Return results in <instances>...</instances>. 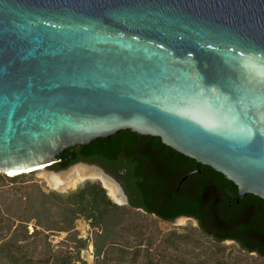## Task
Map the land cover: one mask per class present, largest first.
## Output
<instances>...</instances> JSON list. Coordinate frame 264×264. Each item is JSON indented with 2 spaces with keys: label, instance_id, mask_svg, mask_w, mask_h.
Listing matches in <instances>:
<instances>
[{
  "label": "water",
  "instance_id": "obj_1",
  "mask_svg": "<svg viewBox=\"0 0 264 264\" xmlns=\"http://www.w3.org/2000/svg\"><path fill=\"white\" fill-rule=\"evenodd\" d=\"M122 131L264 201V0H0V172Z\"/></svg>",
  "mask_w": 264,
  "mask_h": 264
},
{
  "label": "rangeland",
  "instance_id": "obj_2",
  "mask_svg": "<svg viewBox=\"0 0 264 264\" xmlns=\"http://www.w3.org/2000/svg\"><path fill=\"white\" fill-rule=\"evenodd\" d=\"M76 167L94 169L76 165L68 171ZM59 171L52 167L12 177L0 172V248L16 244L25 259L52 257L47 264H264V257L248 254L232 241H217L211 231L204 233L186 218L167 223L116 205L118 209L91 210L88 199L81 207H70L52 193L76 192L87 184L100 187L99 178L61 184L66 192H56L47 180ZM0 264H5L2 258Z\"/></svg>",
  "mask_w": 264,
  "mask_h": 264
},
{
  "label": "flooded vegetation",
  "instance_id": "obj_3",
  "mask_svg": "<svg viewBox=\"0 0 264 264\" xmlns=\"http://www.w3.org/2000/svg\"><path fill=\"white\" fill-rule=\"evenodd\" d=\"M154 141L156 137L136 140L131 150L118 152L110 165L81 159L68 168L81 163L105 172L122 188L129 209L143 213L147 209L167 223L186 218L211 231L215 240L264 248L263 200L252 195L239 198L237 190L219 181L211 168L176 156L166 146L154 149ZM72 160L68 156L63 162Z\"/></svg>",
  "mask_w": 264,
  "mask_h": 264
},
{
  "label": "trees",
  "instance_id": "obj_4",
  "mask_svg": "<svg viewBox=\"0 0 264 264\" xmlns=\"http://www.w3.org/2000/svg\"><path fill=\"white\" fill-rule=\"evenodd\" d=\"M151 137H140L137 134H134L130 131H122L120 134L110 137L109 139H100L98 141H95L89 146H79L76 148H71L65 151V153L60 158L61 164L55 165L57 170H65L68 168V166L74 162H77L81 159H95L100 162H103L106 165H110L112 159L116 156V154L120 151H128L131 150L136 142V140H143V139H150ZM119 139L120 141H117ZM152 144V147L154 149H163L165 148L164 145H162L159 138H156V141H154ZM176 156L182 157L189 161L188 158L172 151ZM68 156H72L73 160L71 162L65 163L63 160H65ZM54 166V168H55ZM217 178L219 181H221L226 186L230 187L233 190H237L236 187L229 181H227L221 174L216 173ZM99 183V181L97 182ZM100 185V183H99ZM141 188V185H139ZM52 195L55 198L61 199L62 201H65L66 205H69L70 207H81L84 204V200L88 199V206H90L91 210H94L95 208L98 209L99 206L102 208H112V209H118L114 204L111 203V201L107 198L105 191L96 185L93 184H87L84 188H80L76 192H71L68 194H56L52 193ZM68 203V204H67ZM146 214H150L152 211H149L147 209H144ZM92 215V214H91ZM94 216V214L92 215ZM91 216V217H92ZM172 219V218H171ZM170 220V219H169ZM200 229L205 233L204 228L200 227ZM217 241H222V239H219ZM8 248L6 250L0 248V259L2 258L5 261V264H47L52 260V257H48L46 259H25L24 257H21V247L13 244L10 246L8 244ZM4 246H6L4 244ZM241 247H245L249 249L252 252H258L264 255V248L260 249H253L250 247L247 243L240 242ZM8 252V254H4ZM9 252L13 254H9ZM20 256V257H19ZM54 259V258H53Z\"/></svg>",
  "mask_w": 264,
  "mask_h": 264
},
{
  "label": "bare ground",
  "instance_id": "obj_5",
  "mask_svg": "<svg viewBox=\"0 0 264 264\" xmlns=\"http://www.w3.org/2000/svg\"><path fill=\"white\" fill-rule=\"evenodd\" d=\"M85 167V166H83ZM92 169V168H90ZM45 169L43 168H40V170H38L37 172L41 173V172H44ZM93 171H89L87 169H84L82 167H76L74 168L71 172H69V174L67 172L65 173H62V174H66L63 176V178L59 179L58 177L54 176V175H49L50 176V179L47 180L48 182V185H52V188L55 190V191H59V192H62V187L61 184L65 186H70L72 185V183H75V182H78L80 181V179H83L85 180L86 178H93V179H98V180H102L104 182V186L105 188L108 189V191H110V195L113 196V198H115L117 201H114V202H117L119 203V199L118 198V192L110 186V184L104 179V177L102 178L101 174L99 173V171L95 170V169H92ZM7 174V176H16V175H20L22 174L21 172L19 171H14V170H8L5 172ZM23 174H30V172H25ZM60 174V175H62ZM61 177V176H60ZM57 178V180H56ZM54 179V180H53ZM83 180H81L83 182ZM100 185H103L101 183V181H99ZM66 191V190H65Z\"/></svg>",
  "mask_w": 264,
  "mask_h": 264
}]
</instances>
